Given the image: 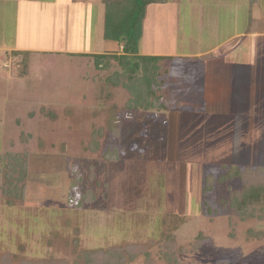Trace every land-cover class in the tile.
I'll return each mask as SVG.
<instances>
[{
	"label": "rangeland",
	"instance_id": "1",
	"mask_svg": "<svg viewBox=\"0 0 264 264\" xmlns=\"http://www.w3.org/2000/svg\"><path fill=\"white\" fill-rule=\"evenodd\" d=\"M105 4L0 0V254L83 264L172 232L171 260L153 245L122 264H264V194L230 206L244 181L217 180L264 167V0L149 4L133 56H163L148 109L106 59Z\"/></svg>",
	"mask_w": 264,
	"mask_h": 264
},
{
	"label": "trees",
	"instance_id": "2",
	"mask_svg": "<svg viewBox=\"0 0 264 264\" xmlns=\"http://www.w3.org/2000/svg\"><path fill=\"white\" fill-rule=\"evenodd\" d=\"M166 1L167 0H106V4L104 5V37L110 38L108 34H113V37L118 39L119 45L121 46V53L105 54L107 55L106 59L113 58L117 61L120 67L123 66L122 68L126 69V71L123 72L126 76L122 74V76H125L126 80L121 81V84L131 93L134 102L133 107L135 108L137 105L145 109L152 106L150 98L154 96V91L151 86L152 82L157 77L156 70L158 69V61L163 59V56L159 55H153L148 60H145V58L142 57L139 59L137 57L135 59L133 58V56H136V46L142 34V22L145 16L146 7L152 3H165ZM126 53L129 57L128 60L124 59V57L127 56ZM133 53L134 55H132ZM119 74L121 76V73ZM119 74H115L113 77L111 75V77H108L107 81L116 85L119 80ZM108 152L107 158L110 159V155L116 157L114 148L110 150L108 149ZM7 156L9 155L2 157L6 158ZM26 158L27 154L22 156L14 155L13 158L14 160L18 159L17 163L20 165L21 177L26 175ZM222 167L224 168V172L217 176L218 181H225V179L233 178L235 176L240 177L244 181V184L239 190H233L230 192L228 200L230 206H248L252 203V200L258 198L259 194H264L263 166L256 170L248 167L240 170L236 165L231 164H222ZM255 174H260L261 178L260 176L254 177L253 175ZM213 178V175L206 177L209 188L212 187L211 180H214ZM199 236L197 237L196 242L200 241ZM175 244V234L169 232L163 236L162 239L151 240L148 244L144 243L143 245H139L138 243L128 242L123 245L113 246L109 249H90L83 252V264H122L127 258L130 260L134 259L138 252H144L148 258V247L150 248L153 245H156L160 254L169 261L176 253L174 248H172ZM0 264L71 263L64 258L50 256L33 259L17 256L11 251H4L0 254Z\"/></svg>",
	"mask_w": 264,
	"mask_h": 264
},
{
	"label": "crops",
	"instance_id": "3",
	"mask_svg": "<svg viewBox=\"0 0 264 264\" xmlns=\"http://www.w3.org/2000/svg\"><path fill=\"white\" fill-rule=\"evenodd\" d=\"M121 48V47H120ZM155 54V53H154Z\"/></svg>",
	"mask_w": 264,
	"mask_h": 264
}]
</instances>
